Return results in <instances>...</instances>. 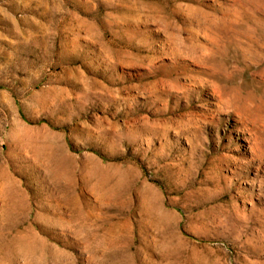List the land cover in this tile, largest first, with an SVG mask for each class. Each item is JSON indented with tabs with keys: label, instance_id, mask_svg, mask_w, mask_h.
Masks as SVG:
<instances>
[{
	"label": "rangeland",
	"instance_id": "1",
	"mask_svg": "<svg viewBox=\"0 0 264 264\" xmlns=\"http://www.w3.org/2000/svg\"><path fill=\"white\" fill-rule=\"evenodd\" d=\"M0 264H264V0H0Z\"/></svg>",
	"mask_w": 264,
	"mask_h": 264
}]
</instances>
